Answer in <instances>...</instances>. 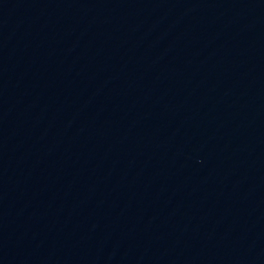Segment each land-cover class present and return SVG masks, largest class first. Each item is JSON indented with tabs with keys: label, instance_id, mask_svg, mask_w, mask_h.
Listing matches in <instances>:
<instances>
[{
	"label": "water",
	"instance_id": "1",
	"mask_svg": "<svg viewBox=\"0 0 264 264\" xmlns=\"http://www.w3.org/2000/svg\"><path fill=\"white\" fill-rule=\"evenodd\" d=\"M0 264H264V0H0Z\"/></svg>",
	"mask_w": 264,
	"mask_h": 264
}]
</instances>
